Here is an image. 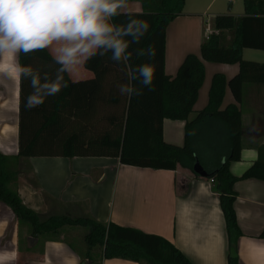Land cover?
I'll use <instances>...</instances> for the list:
<instances>
[{"label":"crops","instance_id":"1","mask_svg":"<svg viewBox=\"0 0 264 264\" xmlns=\"http://www.w3.org/2000/svg\"><path fill=\"white\" fill-rule=\"evenodd\" d=\"M214 0H184L180 14L166 25L163 71L174 75L186 53L199 54L204 39L206 9ZM121 11H139L138 1H126ZM242 4V3H241ZM242 13L239 15H242ZM235 15V16H239ZM212 19V18H211ZM211 19L209 25L211 26ZM264 28V6H263ZM53 55L51 48H47ZM243 59L264 62V50L244 47ZM9 54L0 55L7 68ZM203 80L192 105L191 118L207 102L211 76L226 79L238 70L237 63L203 60ZM83 65L67 73L72 80L89 78ZM19 78L15 69L0 71V152L17 151ZM224 87L219 108L233 102ZM240 111L239 157L227 163L228 171L239 176L258 156L264 155V83L244 82ZM184 120L163 118L164 141L183 143ZM193 160L182 159L174 169L126 165L105 156H30L26 167L9 183L21 201L39 213L84 212L102 222H113L168 240L190 264H226L227 237L217 194L209 178L190 171L196 159L207 172L222 164L231 146L227 125L211 114L194 122L189 132ZM34 180V185L28 181ZM233 209L239 235L235 249L239 264H264V180L239 178L233 182ZM0 264H139L119 258H105L102 247L87 238V227L63 224L46 231H33L0 202Z\"/></svg>","mask_w":264,"mask_h":264},{"label":"trees","instance_id":"2","mask_svg":"<svg viewBox=\"0 0 264 264\" xmlns=\"http://www.w3.org/2000/svg\"><path fill=\"white\" fill-rule=\"evenodd\" d=\"M138 1L139 11H121L112 22L126 25L130 19L147 22V32L138 44L130 43L131 59L116 63L111 53L95 56L83 67L92 73L89 78L68 82L56 96L44 103L25 106L32 92L27 79L19 78L17 151L9 156L0 152V202L13 214L29 223L33 231H46L63 224L87 227L90 242L101 245L105 258L119 257L139 264H190L187 258L168 240L159 235L102 222L80 212L39 213L26 206L9 183L23 172V159L30 156H105L117 158L126 165L154 169H174L183 165L182 159L193 160L189 132L196 120L211 114L222 120L229 131L231 150L224 162L207 171L212 180V190L217 194L227 237L226 264H239L235 241L239 235L233 209V182L239 178L264 180V155L261 147L258 156L239 175L228 171L227 163L239 157L240 111L236 103L241 100L242 84L254 81L264 83V62L243 59L244 47L264 50L263 6L264 0H241L243 14H216L211 27L217 30L199 44V54L186 53L174 75L163 71L164 34L167 23L180 14L184 0H126ZM131 39V38H127ZM149 46L155 55H138ZM48 49L19 53L21 65H30L40 72L55 75L56 65ZM203 60L237 63L238 70L228 79L220 73L211 76L206 105L196 110L191 118L192 105L203 80ZM148 63L154 69L152 90L142 87L139 81H129L127 72ZM134 85L141 95H122L121 86ZM227 86L233 102L219 108L224 87ZM163 118L184 120L183 143L173 144L163 140ZM190 171L191 167L189 165ZM195 174V173H194ZM197 175V174H195ZM28 181L34 185V180ZM264 238V225L258 233Z\"/></svg>","mask_w":264,"mask_h":264},{"label":"clouds","instance_id":"3","mask_svg":"<svg viewBox=\"0 0 264 264\" xmlns=\"http://www.w3.org/2000/svg\"><path fill=\"white\" fill-rule=\"evenodd\" d=\"M126 0H0V55L9 54L12 63L0 71L15 69L18 78L27 79L32 92L25 106L37 107L49 96H56L68 86L64 74L84 65L95 56L111 53L116 63L131 59L130 43L138 44L148 30V23L130 19L126 25L112 22L126 8ZM127 38H131L130 40ZM51 48L53 62L58 65L54 76L41 73L30 65H21L18 54ZM138 55L153 57L137 50ZM154 69L142 64L127 72L129 81H139L152 90ZM122 95H141L134 85L121 86Z\"/></svg>","mask_w":264,"mask_h":264},{"label":"rangeland","instance_id":"4","mask_svg":"<svg viewBox=\"0 0 264 264\" xmlns=\"http://www.w3.org/2000/svg\"><path fill=\"white\" fill-rule=\"evenodd\" d=\"M241 3V0H214L211 6L206 9V15H204V17L206 18L205 20H207L209 25V19H211L216 14H231L234 16L239 15L242 13ZM86 73L91 75L90 72Z\"/></svg>","mask_w":264,"mask_h":264},{"label":"water","instance_id":"5","mask_svg":"<svg viewBox=\"0 0 264 264\" xmlns=\"http://www.w3.org/2000/svg\"><path fill=\"white\" fill-rule=\"evenodd\" d=\"M191 170L193 171V173L202 176V177H206V171L203 169V167L199 164V162L194 159L192 165H191Z\"/></svg>","mask_w":264,"mask_h":264},{"label":"built area","instance_id":"6","mask_svg":"<svg viewBox=\"0 0 264 264\" xmlns=\"http://www.w3.org/2000/svg\"><path fill=\"white\" fill-rule=\"evenodd\" d=\"M212 32H217L216 29H214L213 27H211L210 25H208V22L206 20L205 22V27H204V37L207 38L208 35ZM210 181L212 182V180L210 179Z\"/></svg>","mask_w":264,"mask_h":264}]
</instances>
